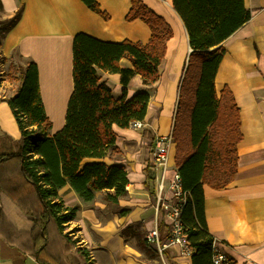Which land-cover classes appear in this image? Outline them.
<instances>
[{
  "label": "trees",
  "instance_id": "1",
  "mask_svg": "<svg viewBox=\"0 0 264 264\" xmlns=\"http://www.w3.org/2000/svg\"><path fill=\"white\" fill-rule=\"evenodd\" d=\"M91 11L108 21L110 16L97 0H81ZM182 20L192 52L179 88L172 136L176 145L175 163L183 188L190 196L182 220L194 252L192 264H213L214 237L208 232L204 213V186L221 190L235 178L238 169L237 145L243 140L240 111L233 93L225 86L219 96L215 77L226 49L222 43L247 23L251 14L244 0H171ZM126 22L141 20L151 31L146 45L129 40L111 43L79 33L73 41L74 89L70 96L65 124L53 136L41 97L37 65L28 62L19 69L21 87L10 99L11 108L21 131V142L0 138V191L10 194L25 186L35 188L42 206L39 217L26 215L32 222L27 253L39 264H66L72 240L64 234L79 206L68 207L59 196L67 185L85 202L101 191L105 200L117 204L127 195L128 173L124 165L104 160L115 147L114 126L129 129L142 122L147 113L149 95L141 92L127 100L115 99L98 72L119 74L126 87L139 75L144 85L159 79V66L165 58L167 42L173 31L167 21L150 10L142 0H130ZM24 6L7 20L11 30L20 20ZM1 11V2H0ZM128 59L132 68L121 67ZM39 220L41 223H39ZM160 238H167L163 219L158 221ZM62 242L63 251L50 246L52 232ZM88 263V254L81 253ZM163 254L170 264L173 256ZM229 261L232 259L229 258Z\"/></svg>",
  "mask_w": 264,
  "mask_h": 264
},
{
  "label": "crops",
  "instance_id": "2",
  "mask_svg": "<svg viewBox=\"0 0 264 264\" xmlns=\"http://www.w3.org/2000/svg\"><path fill=\"white\" fill-rule=\"evenodd\" d=\"M244 1L251 18L222 43L226 54L215 77L218 96L227 86L240 111L243 140L237 145L238 169L234 180L225 188L213 190L204 186V213L208 232L223 245L234 264H264V0ZM0 2L2 20L12 18L19 7L24 6L20 20L0 41V56L17 57L22 67L34 62L46 114L63 110L61 127L49 131V136L65 124L67 105L74 89L72 49L77 34L84 33L105 42L129 40L141 45H146L151 37L150 29L141 20L125 21L131 8L130 0H97L101 10L110 16L108 21L81 0ZM142 2L163 17L173 31L159 66L158 81L146 86L141 77L135 75L124 87L119 74L99 71L98 77L111 89L115 99L125 96L129 100L141 92L149 95L146 117L142 121L144 129L114 126L118 152L111 151L104 160L124 165L131 174L130 178L127 176V194L139 202H148V186L152 188L154 201L149 179L153 177L151 151L154 139L173 131L179 88L192 48L171 0ZM120 65L132 68L128 59H123ZM20 87L12 89L8 82L0 84V138L8 136L18 143L21 142V131L11 108L2 101L13 97ZM175 155L176 145L173 147L174 159ZM59 196L66 206H79L75 218L65 226L66 230L73 231L70 236L74 242L64 256L66 264L83 262L78 251L87 253L94 264L98 260L101 262L104 255L113 257L114 249L123 245L118 230L121 225V217L116 213L118 203H107L99 214L95 205L85 202L68 185L59 191ZM41 213L42 206L32 185L7 195L0 191V264H39L27 253L32 222L26 215L39 217ZM151 224L154 227L155 212ZM63 248L57 252H62ZM168 253L176 264H192V257H180L173 249ZM71 255L75 258L70 259Z\"/></svg>",
  "mask_w": 264,
  "mask_h": 264
},
{
  "label": "rangeland",
  "instance_id": "3",
  "mask_svg": "<svg viewBox=\"0 0 264 264\" xmlns=\"http://www.w3.org/2000/svg\"><path fill=\"white\" fill-rule=\"evenodd\" d=\"M2 18L3 16L0 14V41L3 38V35L5 34L8 27L7 20H2ZM20 68L24 67L21 66L20 61L17 57H13V59H6L0 56V84L2 82H8L9 85L13 87L12 89H15V87H20L21 80L19 79L18 72ZM62 112L63 110L61 109L60 111L55 112L53 115H47L52 123V128L50 129V132L57 131L61 127L63 121ZM174 112L176 114V110H174ZM148 191L150 194V200H148V202H139L133 197H130L129 193L118 201L119 207H116V213L121 217V225L118 230L121 234L123 245L122 247L114 249L113 257L108 254L104 255V259H102L101 262L100 260H98L97 264H109V261H111V264L168 263L165 256L158 251L157 246L151 244L147 240V230H150L153 227V224H151V222L154 218L155 212L152 188L150 186H148ZM105 196L106 192L101 191L97 193L95 195V198L91 201V203L97 207L96 210L99 211V214H102L101 210L103 209V206L107 203H110L105 200ZM119 208H121V210ZM75 230L76 229H74V231ZM65 233L68 234V236L72 240V236L70 235H72L73 231L66 230ZM163 236L164 234L160 235V238ZM164 241H166V239ZM216 242L218 243V241ZM72 243L74 244V242ZM73 244L69 245V250L72 249ZM61 247L62 242L59 239L58 234L53 231L51 234L49 248H52L53 251L56 252L59 251ZM78 252V256L81 257L83 261L79 262V264H87V261L83 258L82 254L80 253L81 251ZM78 256L76 257L77 259ZM74 258L75 257L71 255L70 259ZM70 259L66 257L67 263H70ZM87 260L88 263L90 262L91 264H94L92 263L89 255Z\"/></svg>",
  "mask_w": 264,
  "mask_h": 264
},
{
  "label": "built area",
  "instance_id": "4",
  "mask_svg": "<svg viewBox=\"0 0 264 264\" xmlns=\"http://www.w3.org/2000/svg\"><path fill=\"white\" fill-rule=\"evenodd\" d=\"M136 130H143L142 122H134L130 125ZM174 140L171 135L157 136L154 139L151 151L152 174L151 180L154 190L155 224L149 230L147 239L164 249L171 248L180 257L191 258L193 248L188 239L187 229L183 223V209L190 196L183 188L182 180L178 170L172 165ZM163 219L167 227L166 241L161 242L158 229L159 219ZM161 252V249L159 248ZM213 264H232L223 250V245L213 242L212 246Z\"/></svg>",
  "mask_w": 264,
  "mask_h": 264
},
{
  "label": "bare ground",
  "instance_id": "5",
  "mask_svg": "<svg viewBox=\"0 0 264 264\" xmlns=\"http://www.w3.org/2000/svg\"><path fill=\"white\" fill-rule=\"evenodd\" d=\"M177 108V107H176ZM169 135H171L172 136V133L171 134H169ZM166 136H168V135H166ZM165 137V136H164ZM172 138H173V136H172ZM174 140V139H173ZM172 165L178 170V168H177V166H176V163H175V159H174V157H173V159H172ZM152 172V171H151ZM129 178L131 177V174H128L127 175ZM152 178L153 177H151V178H149L150 180H152ZM128 188L129 187H127L126 189L128 190ZM149 232V230L147 231V233ZM148 235V234H147ZM148 240V239H147ZM161 242H164V241H161ZM151 243V242H150ZM152 244V243H151ZM155 245V244H154ZM157 246V245H156ZM157 248H158V246H157ZM159 248L161 249V252L159 251ZM158 248V251L161 253V254H163V251H165V250H170L171 248H166V249H164L163 247H162V244H160V247ZM164 255V254H163ZM169 263V262H168ZM168 263H166V264H168Z\"/></svg>",
  "mask_w": 264,
  "mask_h": 264
}]
</instances>
